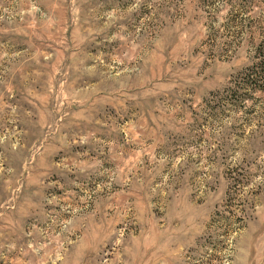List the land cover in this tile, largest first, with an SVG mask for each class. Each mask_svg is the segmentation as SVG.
Returning <instances> with one entry per match:
<instances>
[{
  "label": "rangeland",
  "instance_id": "374dc122",
  "mask_svg": "<svg viewBox=\"0 0 264 264\" xmlns=\"http://www.w3.org/2000/svg\"><path fill=\"white\" fill-rule=\"evenodd\" d=\"M262 49L264 0H0V264H264Z\"/></svg>",
  "mask_w": 264,
  "mask_h": 264
},
{
  "label": "trees",
  "instance_id": "16d2710c",
  "mask_svg": "<svg viewBox=\"0 0 264 264\" xmlns=\"http://www.w3.org/2000/svg\"><path fill=\"white\" fill-rule=\"evenodd\" d=\"M264 49L260 51L261 53V59L259 62V65L252 71V73L249 74V76L254 77L257 76L259 77L260 81L264 80ZM250 79V78H249Z\"/></svg>",
  "mask_w": 264,
  "mask_h": 264
}]
</instances>
